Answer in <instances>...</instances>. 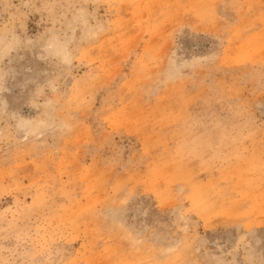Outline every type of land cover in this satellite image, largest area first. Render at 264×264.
<instances>
[{"label":"rangeland","instance_id":"1","mask_svg":"<svg viewBox=\"0 0 264 264\" xmlns=\"http://www.w3.org/2000/svg\"><path fill=\"white\" fill-rule=\"evenodd\" d=\"M0 264H264V0H0Z\"/></svg>","mask_w":264,"mask_h":264}]
</instances>
